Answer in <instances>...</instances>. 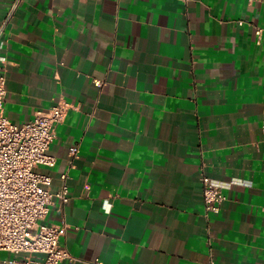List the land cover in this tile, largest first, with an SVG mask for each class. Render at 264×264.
Here are the masks:
<instances>
[{"label":"crops","instance_id":"0c3cea01","mask_svg":"<svg viewBox=\"0 0 264 264\" xmlns=\"http://www.w3.org/2000/svg\"><path fill=\"white\" fill-rule=\"evenodd\" d=\"M2 28L5 117L69 107L37 168L68 176L61 264H264V0H0Z\"/></svg>","mask_w":264,"mask_h":264},{"label":"built area","instance_id":"2783aa9c","mask_svg":"<svg viewBox=\"0 0 264 264\" xmlns=\"http://www.w3.org/2000/svg\"><path fill=\"white\" fill-rule=\"evenodd\" d=\"M17 4L13 6V10ZM13 10L11 12H13ZM3 28L0 30V38ZM256 36H264L258 28ZM0 75V255L8 252L23 255L21 264H61L74 261L61 246L67 231L66 224L49 225L46 219L57 199L61 206L69 203L68 176L63 174L62 186L52 191L50 176L37 171L38 167L52 168L54 157L48 154L56 127L63 122L68 105L64 102L50 110L36 112L34 119L22 126L5 117L6 62H2ZM100 84L99 82H97ZM78 153L77 146L70 149L71 157ZM205 214L209 218L221 211L225 200L223 188L209 177L201 178ZM210 264H215L211 260Z\"/></svg>","mask_w":264,"mask_h":264}]
</instances>
